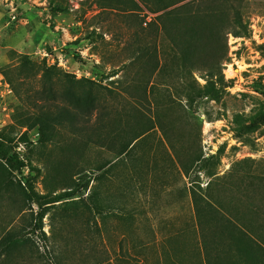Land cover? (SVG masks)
<instances>
[{
  "label": "rangeland",
  "instance_id": "1",
  "mask_svg": "<svg viewBox=\"0 0 264 264\" xmlns=\"http://www.w3.org/2000/svg\"><path fill=\"white\" fill-rule=\"evenodd\" d=\"M261 91L264 0H0V264H264Z\"/></svg>",
  "mask_w": 264,
  "mask_h": 264
},
{
  "label": "trees",
  "instance_id": "2",
  "mask_svg": "<svg viewBox=\"0 0 264 264\" xmlns=\"http://www.w3.org/2000/svg\"><path fill=\"white\" fill-rule=\"evenodd\" d=\"M159 1H161V0H159ZM261 92L264 94V91H261ZM66 95H67L69 103L76 108L77 113L83 112L84 110L89 109L91 107H94V105H95L93 98H91L90 96L79 97V96H77L75 94H71L69 92H67ZM209 96L216 97V90L214 88L210 90ZM64 112H66V110ZM74 116H75V114H74ZM66 119H70L69 122L71 124H73L72 123L74 120L73 116H68V118H66ZM16 245H17V242L14 238H10L8 236L1 238L0 239V256L6 254L8 251H10Z\"/></svg>",
  "mask_w": 264,
  "mask_h": 264
},
{
  "label": "built area",
  "instance_id": "3",
  "mask_svg": "<svg viewBox=\"0 0 264 264\" xmlns=\"http://www.w3.org/2000/svg\"><path fill=\"white\" fill-rule=\"evenodd\" d=\"M15 15H13V17H14Z\"/></svg>",
  "mask_w": 264,
  "mask_h": 264
}]
</instances>
